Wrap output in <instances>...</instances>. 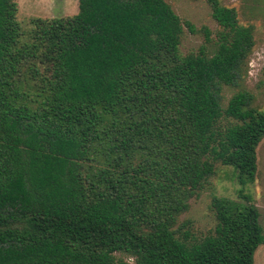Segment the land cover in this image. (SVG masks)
<instances>
[{
    "label": "trees",
    "instance_id": "1",
    "mask_svg": "<svg viewBox=\"0 0 264 264\" xmlns=\"http://www.w3.org/2000/svg\"><path fill=\"white\" fill-rule=\"evenodd\" d=\"M207 1L212 57L182 55L196 28L164 0H79L76 16L33 19L27 40L15 0H0V264H255L264 228L248 197L214 200L205 237L173 230L210 161L245 185L264 139L263 112L217 93L253 31Z\"/></svg>",
    "mask_w": 264,
    "mask_h": 264
},
{
    "label": "rangeland",
    "instance_id": "2",
    "mask_svg": "<svg viewBox=\"0 0 264 264\" xmlns=\"http://www.w3.org/2000/svg\"><path fill=\"white\" fill-rule=\"evenodd\" d=\"M183 22H190L196 28L191 33L186 27L180 43L182 55L204 54L212 57L217 52V35L221 27L212 16V8L207 0H164ZM18 5L17 20L26 33L32 31L33 19H65L79 13V0H15ZM221 5L232 8L242 26L253 31L254 46L240 64L235 80L228 85H219L217 93L221 105L227 108L231 99L242 97L248 110L264 113V0H219ZM209 30V39L205 30ZM29 99L38 100L36 90L29 83L23 86ZM36 103H30L35 106ZM214 173L202 183L188 202V209L182 213L173 230L178 236L184 233L191 239H199L214 232L216 218L212 203L223 199L242 203L248 197L260 212V222L264 228V139L257 148V176L254 181L241 185L239 173L234 166L210 161ZM9 227L28 229V220L11 219ZM19 225V226H18ZM15 226V227H12ZM117 258L133 262L128 256L117 253ZM255 264H264V247L258 249Z\"/></svg>",
    "mask_w": 264,
    "mask_h": 264
}]
</instances>
